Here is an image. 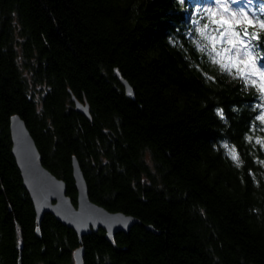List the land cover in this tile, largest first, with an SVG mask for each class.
<instances>
[{
	"label": "trees",
	"instance_id": "obj_1",
	"mask_svg": "<svg viewBox=\"0 0 264 264\" xmlns=\"http://www.w3.org/2000/svg\"><path fill=\"white\" fill-rule=\"evenodd\" d=\"M203 15L194 0H0V264H74L78 250L83 264H264L257 92L197 49ZM13 115L74 205L72 157L93 203L141 225L80 242L46 214L37 234Z\"/></svg>",
	"mask_w": 264,
	"mask_h": 264
},
{
	"label": "water",
	"instance_id": "obj_2",
	"mask_svg": "<svg viewBox=\"0 0 264 264\" xmlns=\"http://www.w3.org/2000/svg\"><path fill=\"white\" fill-rule=\"evenodd\" d=\"M118 81L123 86L126 96L133 97V90L115 70ZM74 109L90 120L87 103L79 102L72 96ZM11 153L19 170L23 186L26 189L35 212L36 232L44 217L53 216L62 225L72 229L79 241L92 232L103 230L106 239L113 241L118 233H128L141 222L121 212H110L93 203L88 195V187L79 162L71 159L72 178L77 192L76 205L66 195L65 183L49 172L42 163L41 155L25 122L13 115L9 120ZM153 231L152 228L146 227ZM74 264H83L80 250L74 254Z\"/></svg>",
	"mask_w": 264,
	"mask_h": 264
},
{
	"label": "snow or ice",
	"instance_id": "obj_3",
	"mask_svg": "<svg viewBox=\"0 0 264 264\" xmlns=\"http://www.w3.org/2000/svg\"><path fill=\"white\" fill-rule=\"evenodd\" d=\"M253 3L254 0H210L209 6L202 9L204 15L201 18L206 19V22L202 25L199 21L195 22L194 30L198 39L194 43L201 52L207 51V46L201 44V40L213 43L218 37L222 45H229L220 50L228 61L227 64H220V70L232 75L233 79H241L245 89L252 87L256 90L258 100L256 108L259 109V114L255 120L264 124V64L260 63L264 56H258L256 53L260 33L249 30L259 28L264 32V3L256 10H253ZM197 12H201V9H197ZM210 33H214L215 36ZM213 51H207V54L210 62L217 63ZM219 54L220 52L215 53ZM217 114L223 119L222 110H218ZM247 139L251 142L253 138L249 136ZM256 143L264 146V138H256ZM224 147L227 149L229 146L225 144ZM229 155L239 166L238 153L234 147L230 149Z\"/></svg>",
	"mask_w": 264,
	"mask_h": 264
},
{
	"label": "rangeland",
	"instance_id": "obj_4",
	"mask_svg": "<svg viewBox=\"0 0 264 264\" xmlns=\"http://www.w3.org/2000/svg\"><path fill=\"white\" fill-rule=\"evenodd\" d=\"M209 2H210V0H194V8L201 9V12H202L203 8H206L209 6ZM258 6H260V4ZM252 7H253V10H255L253 5H252ZM210 34L215 36L214 33H210ZM209 46H210L211 51H213V49H214V51H213L214 55L216 52H220L219 55H215L217 62L219 61L220 63H224V64L228 63V61L225 59L224 53L221 52L220 50L222 47H229V45H227V44L222 45L220 43V39L218 37H216V39L214 40L213 43H209ZM244 59H245V61H247V57H245ZM233 70L235 71L234 68H233ZM34 98H35V96H34Z\"/></svg>",
	"mask_w": 264,
	"mask_h": 264
}]
</instances>
